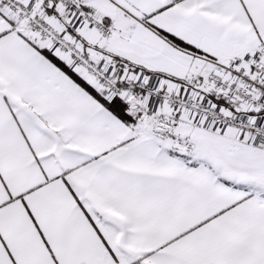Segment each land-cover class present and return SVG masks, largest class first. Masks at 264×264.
Here are the masks:
<instances>
[{"label": "snow or ice", "instance_id": "obj_1", "mask_svg": "<svg viewBox=\"0 0 264 264\" xmlns=\"http://www.w3.org/2000/svg\"><path fill=\"white\" fill-rule=\"evenodd\" d=\"M0 264H264V0H0Z\"/></svg>", "mask_w": 264, "mask_h": 264}]
</instances>
